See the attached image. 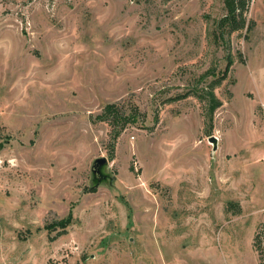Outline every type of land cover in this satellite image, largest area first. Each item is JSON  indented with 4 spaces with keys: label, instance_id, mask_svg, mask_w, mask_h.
Returning a JSON list of instances; mask_svg holds the SVG:
<instances>
[{
    "label": "rangeland",
    "instance_id": "1",
    "mask_svg": "<svg viewBox=\"0 0 264 264\" xmlns=\"http://www.w3.org/2000/svg\"><path fill=\"white\" fill-rule=\"evenodd\" d=\"M248 1L230 32L223 0H0V264L259 263L264 0ZM99 157L113 181L90 191Z\"/></svg>",
    "mask_w": 264,
    "mask_h": 264
},
{
    "label": "trees",
    "instance_id": "2",
    "mask_svg": "<svg viewBox=\"0 0 264 264\" xmlns=\"http://www.w3.org/2000/svg\"><path fill=\"white\" fill-rule=\"evenodd\" d=\"M225 7L227 9V16L225 17L224 21L228 22L230 24V32H234L238 29H241L243 26V23H236V16L235 13H240L239 15H242L241 13L244 11V8L246 7V5L249 3L248 0H223ZM231 62H228L225 69L221 72V79H225L227 73L229 72V68H230ZM219 82V80H214L212 83H210L208 85V92H207V97L209 105H208V110L210 115L213 114V112L221 106V102L218 101L215 98V95L213 93L214 88L216 87V85H218L217 83ZM104 116L109 117L112 114H115V107L114 105H107L105 107V112H104ZM120 116L115 115V119H118ZM113 119V118H112ZM116 134H118V132H116ZM90 191H94L95 188H90ZM264 225L260 226L255 239H254V246L255 249L258 253V257H259V263L258 264H264ZM263 238V239H262Z\"/></svg>",
    "mask_w": 264,
    "mask_h": 264
},
{
    "label": "water",
    "instance_id": "3",
    "mask_svg": "<svg viewBox=\"0 0 264 264\" xmlns=\"http://www.w3.org/2000/svg\"><path fill=\"white\" fill-rule=\"evenodd\" d=\"M211 142L216 144V138L211 137ZM108 161L105 157L96 158L91 165V188H96L101 184H110L113 179L111 175L107 172Z\"/></svg>",
    "mask_w": 264,
    "mask_h": 264
}]
</instances>
